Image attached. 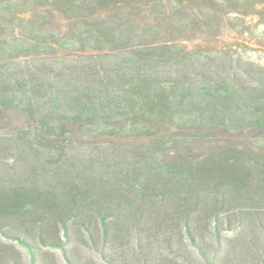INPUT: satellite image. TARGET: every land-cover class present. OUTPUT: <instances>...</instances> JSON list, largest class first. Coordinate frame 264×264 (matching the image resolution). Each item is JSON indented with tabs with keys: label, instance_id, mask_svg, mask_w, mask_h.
Here are the masks:
<instances>
[{
	"label": "trees",
	"instance_id": "obj_1",
	"mask_svg": "<svg viewBox=\"0 0 264 264\" xmlns=\"http://www.w3.org/2000/svg\"><path fill=\"white\" fill-rule=\"evenodd\" d=\"M155 2L0 0V120L19 123L0 165L27 167L0 180V264H95L79 245L107 264H264V72L200 64L166 38L182 22L122 12ZM127 138L151 143L105 152Z\"/></svg>",
	"mask_w": 264,
	"mask_h": 264
},
{
	"label": "rangeland",
	"instance_id": "obj_2",
	"mask_svg": "<svg viewBox=\"0 0 264 264\" xmlns=\"http://www.w3.org/2000/svg\"><path fill=\"white\" fill-rule=\"evenodd\" d=\"M155 1L153 8H151L153 5L150 3L141 6L138 11L134 8L125 7L122 12L135 13L139 15V19L143 22L154 16L182 22L181 31L166 38H168L170 44L177 46L176 49L198 59L200 64L204 62L207 66H211V68L220 72L231 69L238 72L240 66H250L254 71L261 70L264 72V0H214L210 4L198 0ZM207 21H212L210 28L205 25ZM64 27L65 25H59L61 30H64ZM74 57L77 60H82L79 55ZM64 58L61 57L62 60ZM60 62V58L43 63L34 59H23L18 61L16 66H41L42 64L60 66ZM18 124V122L12 121L9 125L6 121L0 120V139L4 143L12 144L15 127ZM72 138L74 144L70 152L80 158L93 154L94 151L88 146L99 143L98 140L79 134H75ZM150 143L151 140L149 139L127 138L112 140L110 146H106L104 149L106 148L105 152L107 154L119 155L122 152L134 154L138 151V148ZM28 163L32 167L38 164L33 160H28ZM26 168L25 163L20 162L13 165L10 160L6 165H0V180L7 182L13 178L12 175ZM251 230L249 229L248 232ZM221 235L231 238L234 233L223 232ZM212 239L213 237L206 235L205 246H213ZM108 249L109 247L106 248V252L111 254L113 251ZM78 251L84 259H89L95 264H107L101 259L100 254L88 245H79ZM192 252L196 259L194 264H219L221 258L216 257L215 260H218L216 262H211L209 259L203 261L199 258L198 252L194 250ZM220 254L223 253L220 251ZM58 258V264H63L64 262L59 256Z\"/></svg>",
	"mask_w": 264,
	"mask_h": 264
}]
</instances>
